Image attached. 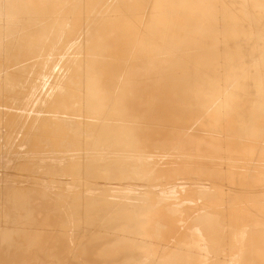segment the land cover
Instances as JSON below:
<instances>
[{
    "label": "bare ground",
    "instance_id": "obj_1",
    "mask_svg": "<svg viewBox=\"0 0 264 264\" xmlns=\"http://www.w3.org/2000/svg\"><path fill=\"white\" fill-rule=\"evenodd\" d=\"M0 264H264V0H0Z\"/></svg>",
    "mask_w": 264,
    "mask_h": 264
}]
</instances>
